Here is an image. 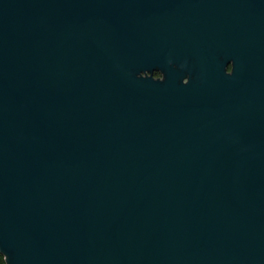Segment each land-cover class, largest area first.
<instances>
[{"label": "water", "instance_id": "obj_1", "mask_svg": "<svg viewBox=\"0 0 264 264\" xmlns=\"http://www.w3.org/2000/svg\"><path fill=\"white\" fill-rule=\"evenodd\" d=\"M0 253L264 264V0H0Z\"/></svg>", "mask_w": 264, "mask_h": 264}, {"label": "flooded vegetation", "instance_id": "obj_2", "mask_svg": "<svg viewBox=\"0 0 264 264\" xmlns=\"http://www.w3.org/2000/svg\"><path fill=\"white\" fill-rule=\"evenodd\" d=\"M227 70H228V68H227ZM146 75H149V72H147ZM150 76H152V78H154V79H156V78H157V79L162 78L161 72H159L158 69H153V70H151V71H150ZM182 81H185V79H183Z\"/></svg>", "mask_w": 264, "mask_h": 264}, {"label": "trees", "instance_id": "obj_3", "mask_svg": "<svg viewBox=\"0 0 264 264\" xmlns=\"http://www.w3.org/2000/svg\"><path fill=\"white\" fill-rule=\"evenodd\" d=\"M0 264H6L4 256L0 253Z\"/></svg>", "mask_w": 264, "mask_h": 264}, {"label": "rangeland", "instance_id": "obj_4", "mask_svg": "<svg viewBox=\"0 0 264 264\" xmlns=\"http://www.w3.org/2000/svg\"><path fill=\"white\" fill-rule=\"evenodd\" d=\"M143 74V73H142ZM147 74V72H144V75Z\"/></svg>", "mask_w": 264, "mask_h": 264}]
</instances>
